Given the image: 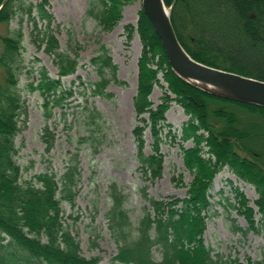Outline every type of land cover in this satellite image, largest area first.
<instances>
[{
  "label": "trees",
  "instance_id": "16d2710c",
  "mask_svg": "<svg viewBox=\"0 0 264 264\" xmlns=\"http://www.w3.org/2000/svg\"><path fill=\"white\" fill-rule=\"evenodd\" d=\"M176 34L185 50L196 60L230 71L264 80V0H164ZM4 0H0V6ZM49 0H8L0 9V264H99L100 255L87 257L73 232L64 201L76 205L81 182L80 153L66 159L64 171H41L32 177L23 175L18 161L17 136L23 114L27 113L22 94L25 63L23 22L31 29V41L54 56L59 77H52L45 66L38 69L37 81L24 84L43 97L45 112L64 109L75 91L62 81L76 72L80 62V44L62 49L52 25L54 14ZM124 0H90L88 13L107 30L121 20ZM18 19L20 26H11ZM137 29L142 42L139 57L138 90L133 97L136 123L132 129L136 142L138 171L144 184L140 193L147 201L143 213L134 220L127 208L128 194L117 182L110 183L111 204L106 212L109 231L117 243L115 263L124 264H264L248 256L227 258L214 252L205 242L204 233L213 203L210 189L217 173L229 167L241 179L255 185L258 198L250 199L237 190L239 211L249 226H235L243 233L254 230L264 239V106L209 92L183 78L172 68L162 41L141 8L137 26L127 24L128 39ZM98 79L86 83L85 91L111 96V82L126 84L118 71L110 48L102 43L91 58ZM32 72L33 69L28 70ZM162 79L167 83H161ZM164 95L154 104L150 95L155 85ZM180 104L189 119L182 126L181 149L184 162L194 174L187 196L157 198L149 191V183L163 176L166 136L176 134L167 123L172 102ZM86 132L81 142L98 140L102 132L103 113L97 107L83 108ZM24 120V119H23ZM165 127H169L164 136ZM150 128L152 151H146L145 131ZM46 152L56 142L53 128L46 124L41 132ZM193 139L185 147L183 141ZM96 147V145H94ZM97 147L94 149L96 152ZM174 180L183 183V176ZM259 218L256 219V214ZM69 216H72L71 214ZM94 244L96 241L93 240ZM155 251L160 252L157 258Z\"/></svg>",
  "mask_w": 264,
  "mask_h": 264
},
{
  "label": "rangeland",
  "instance_id": "374dc122",
  "mask_svg": "<svg viewBox=\"0 0 264 264\" xmlns=\"http://www.w3.org/2000/svg\"><path fill=\"white\" fill-rule=\"evenodd\" d=\"M38 1V0H34ZM49 9L54 14L53 29L59 38L61 48L67 49L72 38L73 45L80 44V64L75 73L62 77L65 86L73 87L75 93L69 98L70 105L64 109L53 108V114L48 117L43 105V97L39 91H31L24 84L26 81H37L38 69L45 66L52 77H59V68L54 56L39 49L30 39V25L23 22L25 33L24 57L27 67L22 74V94L25 99L27 113L23 114L21 131L17 136L19 147L18 161L21 164L24 177L29 178L41 171H56L61 174L66 165V159L71 153H80L81 182L74 207L64 201L66 218L73 232L81 243L84 255H100L99 264L115 263L113 256L117 253V243L109 231L106 212L111 204L108 188L111 182L117 181L128 194L127 208L134 220L142 215V207L148 204L140 193L144 184L138 171L136 159V142L132 129L136 123V113L133 97L138 90L139 57L142 52V42L137 29L133 37L128 39L125 26H137L142 0H124L122 18L112 29L107 30L96 18L88 13L90 0H49ZM11 26H20L18 19L11 21ZM7 26L2 25L0 32L5 33ZM110 48L111 55L119 65L118 74L126 84L111 82L108 91L111 96L94 95L89 90L84 92L86 83L98 79L91 58L99 52L101 44ZM33 69L32 72L28 70ZM161 83H167L162 79ZM164 88L155 85L150 98L154 104L161 102ZM97 107L104 115L102 132L98 140L80 141V134L86 132L84 126L83 108L85 105ZM24 119V120H23ZM189 119L183 107L172 102L167 111V123H171L176 140L172 135L166 136L169 127H165L164 136L169 139L162 145L165 154L163 176L149 183V193L157 198L186 197L189 183L194 174L184 162L181 149L182 126ZM49 124L55 134L56 142L50 152H46L41 139L43 127ZM147 140L146 151H152V135L150 128L145 131ZM185 147L194 145V140L183 141ZM96 145L97 151L94 147ZM183 176V183L173 177ZM237 190L243 192L253 205L258 198L254 184L237 176L229 167H225L215 176L210 189L213 203L204 233L205 242L228 256H238L246 259L251 256L261 259L264 255V239L253 229L243 233L235 226L248 228L249 223L244 214L239 211ZM72 216H69V215ZM256 219L259 214H256ZM93 240L96 241L94 244ZM160 258V252L155 251Z\"/></svg>",
  "mask_w": 264,
  "mask_h": 264
},
{
  "label": "water",
  "instance_id": "95a60500",
  "mask_svg": "<svg viewBox=\"0 0 264 264\" xmlns=\"http://www.w3.org/2000/svg\"><path fill=\"white\" fill-rule=\"evenodd\" d=\"M7 1L4 0L0 9ZM142 9L151 20L177 74L209 92L264 106L263 79L205 64L185 50L164 0H142Z\"/></svg>",
  "mask_w": 264,
  "mask_h": 264
}]
</instances>
